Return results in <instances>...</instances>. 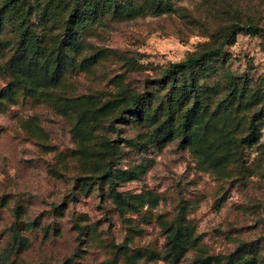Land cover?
I'll return each mask as SVG.
<instances>
[{"label":"rangeland","instance_id":"obj_1","mask_svg":"<svg viewBox=\"0 0 264 264\" xmlns=\"http://www.w3.org/2000/svg\"><path fill=\"white\" fill-rule=\"evenodd\" d=\"M15 7L46 87L9 67ZM232 25L264 0H0V264H264V32L195 68L191 112L164 77Z\"/></svg>","mask_w":264,"mask_h":264},{"label":"trees","instance_id":"obj_2","mask_svg":"<svg viewBox=\"0 0 264 264\" xmlns=\"http://www.w3.org/2000/svg\"><path fill=\"white\" fill-rule=\"evenodd\" d=\"M17 0H4V7H11ZM15 12L17 13L13 19V27L19 33V40L16 47V54L12 58L9 63V67L14 72L21 73L23 75L28 76V78L36 83L40 87H46L49 85V81L47 77L40 71L38 67L35 65H24L23 64V55H24V48L27 43V26L25 23V17L23 14L17 10L15 7ZM75 14V12L73 13ZM72 14V16H73ZM69 26L68 22H66V28L64 30V35L68 38L69 37ZM239 32L248 33L252 36L262 34L264 30L259 29L255 26H238L232 25L231 27L226 28L225 30L220 31L219 40L220 44L217 48L208 49L206 51H195L188 54L182 61L169 64L168 68L165 72V78L168 79L169 83V90H176L177 84L176 80L179 75H187L189 79L185 81V84L182 83V87L187 94L190 95L192 98V108L188 111L191 112L194 108V105L198 102L197 96V89L195 85V80H193L192 76L194 75L195 68L203 65L205 62L211 59H223L226 56V52L224 49L228 46H231L236 38V35ZM26 41V42H25ZM147 97L141 96L138 93H130L126 104L124 105V109L126 112L132 111L133 113L136 112L137 103ZM131 112V114H133ZM190 121V117L188 115L184 116V126L187 127Z\"/></svg>","mask_w":264,"mask_h":264}]
</instances>
